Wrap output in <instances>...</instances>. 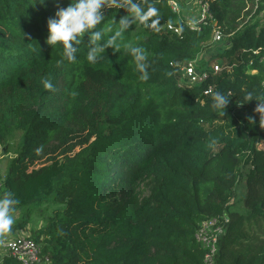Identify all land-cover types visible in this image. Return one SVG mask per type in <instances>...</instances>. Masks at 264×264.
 I'll return each instance as SVG.
<instances>
[{
    "label": "trees",
    "instance_id": "16d2710c",
    "mask_svg": "<svg viewBox=\"0 0 264 264\" xmlns=\"http://www.w3.org/2000/svg\"><path fill=\"white\" fill-rule=\"evenodd\" d=\"M202 1L223 35L212 57L222 68L185 87L179 66L196 59L211 29L187 27L168 0H150L159 32L133 24L124 33L149 53L147 81L123 50L108 48L89 64L87 34L75 63L63 58L62 44L46 43L48 19L72 0H0V145L17 133L0 196L9 190L18 200L11 233L42 218L28 236L41 261L201 264L193 234L215 218L223 228L214 264H264V130L257 101L243 103L247 92L264 96V0ZM125 15L106 9L98 28L116 27L112 19ZM198 67L208 69L207 61ZM42 78L56 90H45ZM212 91L231 94L224 116L211 107ZM0 264L20 263L4 253Z\"/></svg>",
    "mask_w": 264,
    "mask_h": 264
},
{
    "label": "clouds",
    "instance_id": "9594fccd",
    "mask_svg": "<svg viewBox=\"0 0 264 264\" xmlns=\"http://www.w3.org/2000/svg\"><path fill=\"white\" fill-rule=\"evenodd\" d=\"M124 9L127 15L122 16L117 23L112 19L116 27H99L105 20L106 9ZM161 15L159 9L150 0H72L66 8H59L55 18L47 21L48 36L46 43L52 47L58 43L63 46L62 56L68 62H76V52L83 42V37L88 35V51L86 59L91 65H96L105 58V50L112 48L114 53L121 50L132 57L135 69L141 74L140 80L147 81L150 78L148 69L149 53L141 46L126 40L124 33L134 24L142 26L153 32L160 31ZM198 23L194 18L189 21L190 26L195 27ZM28 39H31L28 36ZM63 61H58L59 66ZM171 75V73H167ZM45 90L55 91L51 79L42 78ZM78 93L73 91L70 95L74 98ZM231 94L219 91H212V105L218 110L219 115L224 116L225 109L230 102ZM257 101L254 113L259 114V127L264 130V96L254 92H247L243 97V103ZM241 103L240 105H242ZM249 123L254 124L252 116L247 117ZM218 143L217 138L210 137L208 148H214ZM38 149V151H41ZM18 200L12 191L6 190L0 196V245L5 243L7 236L12 232L15 223L14 213Z\"/></svg>",
    "mask_w": 264,
    "mask_h": 264
},
{
    "label": "built area",
    "instance_id": "2783aa9c",
    "mask_svg": "<svg viewBox=\"0 0 264 264\" xmlns=\"http://www.w3.org/2000/svg\"><path fill=\"white\" fill-rule=\"evenodd\" d=\"M170 1V0H169ZM169 8L175 13L174 8L168 3ZM197 11L194 17L198 23L195 27L190 26L189 20H182V22L190 29L199 30L202 26H209L211 29V39L215 42L220 41L223 37L220 27L217 25L215 18L210 13L208 5L205 1H196ZM167 30L173 33H178V27L175 24H165ZM196 59H187L179 66V77L177 84L180 86L190 87L204 83L208 77L218 72L222 66L220 63L214 61L207 64L208 69L198 67ZM259 61L263 64L264 69V52L259 56ZM197 64V65H196ZM205 68V67H204ZM264 83V79H263ZM210 86L203 91L204 94L209 92ZM222 226L217 224L215 218H208L200 222L199 226L193 234L194 240L204 249V255L201 264H214V255L216 252V242L218 236L222 232ZM3 251L6 254L16 258L20 264H45L48 263L46 257L40 260L39 245L30 237L23 235H14L5 240L2 245Z\"/></svg>",
    "mask_w": 264,
    "mask_h": 264
},
{
    "label": "rangeland",
    "instance_id": "374dc122",
    "mask_svg": "<svg viewBox=\"0 0 264 264\" xmlns=\"http://www.w3.org/2000/svg\"><path fill=\"white\" fill-rule=\"evenodd\" d=\"M196 1L197 0H170V1L168 0L167 3H169L174 8L178 20L186 19L190 21L196 16L195 15L197 11ZM223 44H224V39L215 42L210 37L208 43L203 48V50L197 54L196 63H198L199 60L207 61V64L212 63L214 61L218 62L219 60L212 59V57L214 56V54H216L222 49ZM234 111L236 113L241 112L242 114H246L245 110L242 109L240 106H236ZM16 141H17V133H14L2 145H0V180L4 173L6 158L12 157L14 155L12 149ZM259 147L264 148V142L259 143ZM36 165H38V163ZM236 188L238 190H241L242 192L243 188L241 187V184L237 185ZM139 190L141 192L140 193L141 195L146 194L147 192V189L146 187L143 186V184H140ZM51 207L52 206H49L47 209H44V214H48L50 212ZM18 215H19L18 213H15L14 218L17 217ZM42 223H43L42 218L38 217L37 215H34L31 217L30 222H28L24 227L16 229L13 233L9 234L7 238L14 235L29 236L30 231L32 229H36L37 227L41 226ZM0 250L4 253L2 245H0ZM45 264H49V261L48 263Z\"/></svg>",
    "mask_w": 264,
    "mask_h": 264
},
{
    "label": "crops",
    "instance_id": "0c3cea01",
    "mask_svg": "<svg viewBox=\"0 0 264 264\" xmlns=\"http://www.w3.org/2000/svg\"><path fill=\"white\" fill-rule=\"evenodd\" d=\"M4 253L0 250V259H1V256L3 255Z\"/></svg>",
    "mask_w": 264,
    "mask_h": 264
}]
</instances>
